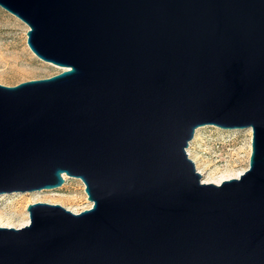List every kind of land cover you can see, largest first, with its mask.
Here are the masks:
<instances>
[{"label": "water", "instance_id": "95a60500", "mask_svg": "<svg viewBox=\"0 0 264 264\" xmlns=\"http://www.w3.org/2000/svg\"><path fill=\"white\" fill-rule=\"evenodd\" d=\"M65 70L0 84V198L81 179L93 206L28 205L0 264H264V0H0ZM251 129L204 182L197 129Z\"/></svg>", "mask_w": 264, "mask_h": 264}, {"label": "rangeland", "instance_id": "374dc122", "mask_svg": "<svg viewBox=\"0 0 264 264\" xmlns=\"http://www.w3.org/2000/svg\"><path fill=\"white\" fill-rule=\"evenodd\" d=\"M28 30L25 22L0 6V84L16 86L30 80L49 78L65 70L33 53L28 45ZM198 129L199 133L190 142L188 153L195 160L198 171H204L203 179L222 180L228 174L237 175L249 169L251 129H225L215 125ZM38 202L60 204L74 212L93 206L84 182L69 176L63 186L54 190L17 192L0 198V214L5 219L3 223L9 222L15 227L25 222L30 217L28 205Z\"/></svg>", "mask_w": 264, "mask_h": 264}, {"label": "bare ground", "instance_id": "6f19581e", "mask_svg": "<svg viewBox=\"0 0 264 264\" xmlns=\"http://www.w3.org/2000/svg\"><path fill=\"white\" fill-rule=\"evenodd\" d=\"M34 53V52H33ZM35 54V53H34ZM36 55V54H35ZM37 56V55H36ZM38 57V56H37ZM40 58V57H39ZM41 59V58H40ZM41 60H43V59H41ZM43 61H45V60H43ZM45 62H47V63H50V62H48V61H45ZM53 64V63H52ZM199 130L200 129H198L197 130V132H196V136H197V134L199 133ZM194 160V159H193ZM195 161V160H194ZM200 173L204 176V171H200ZM242 174H244V171L242 170L241 172H240V174H237V175H233V174H228L227 175V177L225 178V179H222V180H205V182H207V183H216V184H220V183H222L223 181H230V180H232V179H235V178H239ZM64 177H65V179H66V181H67V179H68V175L67 174H65L64 175ZM5 219H4V215H2V214H0V227H12V225L13 224H11V225H9L8 223H3V221H4ZM28 221H30V217H29V219L28 220H26L25 222H23V223H21V224H18L17 226H15V227H20V228H22V227H24V226H26L29 222ZM2 222V223H1Z\"/></svg>", "mask_w": 264, "mask_h": 264}]
</instances>
